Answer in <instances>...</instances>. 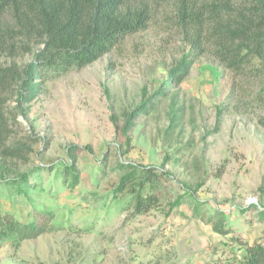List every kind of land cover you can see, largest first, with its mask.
<instances>
[{
	"label": "rangeland",
	"instance_id": "374dc122",
	"mask_svg": "<svg viewBox=\"0 0 264 264\" xmlns=\"http://www.w3.org/2000/svg\"><path fill=\"white\" fill-rule=\"evenodd\" d=\"M171 17L170 3L145 31L89 66L47 82L23 107L24 115L15 96H8L6 144L24 146L27 159L0 155V186L2 177L39 171L36 184L50 188L56 202L45 200L44 191L39 199L30 194L31 202L54 210L51 229L17 250L5 244L0 264H239L246 247L264 246V220L258 216L264 207L260 90L205 54L192 59L182 82L157 97L168 72L190 52ZM28 48L1 55L0 66L24 68L40 46ZM151 98L128 132L127 148L120 130L125 115ZM70 145L79 146L80 185L74 190L52 180L68 162ZM119 163L169 174L155 192L156 208L134 215L130 191L115 194L124 174ZM9 194L0 189L3 209L28 221L31 205L25 196L12 200ZM177 198L181 204L170 209ZM194 199L203 204L205 221L194 217ZM213 210L226 215L227 235L206 222Z\"/></svg>",
	"mask_w": 264,
	"mask_h": 264
},
{
	"label": "trees",
	"instance_id": "16d2710c",
	"mask_svg": "<svg viewBox=\"0 0 264 264\" xmlns=\"http://www.w3.org/2000/svg\"><path fill=\"white\" fill-rule=\"evenodd\" d=\"M170 3L171 26L188 43L190 52L168 72L157 97L166 96L172 83H180L187 77L192 59L207 54L241 81L254 83L260 90L259 99L264 102V0H0V56H14L17 49L28 51L30 45L40 46L24 68L0 66V155L27 159L24 146L6 144L10 130L4 105L9 95L15 96L16 109L24 115L23 107L38 97L47 82L89 66L128 37L145 31L158 10ZM152 101V98L144 101L139 108L126 113L120 130L127 148L134 120L148 111ZM259 123L264 127L263 118ZM84 148L89 150L88 146ZM66 150L68 162L62 164L61 175L52 180H58L64 189L74 190L80 185L79 146L70 145ZM117 169L124 174L115 194L130 191L134 215L146 214L158 206L155 192L168 173L151 166L123 163ZM35 172L19 173L11 180L2 177L0 189L10 191L6 197L13 200L25 196L31 212L24 222L11 210H4L0 203V248L9 244L17 250L23 241L51 229L48 226L54 210L48 204L42 208L29 200L31 193L36 199L45 193V200L56 202L50 188L36 184L39 171L38 175ZM48 179L42 183L48 184ZM180 204L181 198H177L170 209ZM202 205L194 199L192 212L194 217L205 221L200 216ZM261 208L258 216L264 220V207ZM206 222L217 234L229 233L222 211L209 212ZM238 263L264 264V246L246 247Z\"/></svg>",
	"mask_w": 264,
	"mask_h": 264
}]
</instances>
